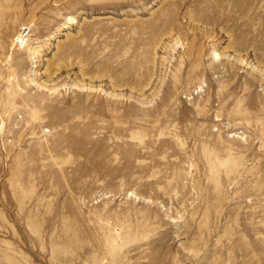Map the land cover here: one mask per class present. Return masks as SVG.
<instances>
[{
	"label": "rangeland",
	"instance_id": "1",
	"mask_svg": "<svg viewBox=\"0 0 264 264\" xmlns=\"http://www.w3.org/2000/svg\"><path fill=\"white\" fill-rule=\"evenodd\" d=\"M0 264H264V0H0Z\"/></svg>",
	"mask_w": 264,
	"mask_h": 264
}]
</instances>
